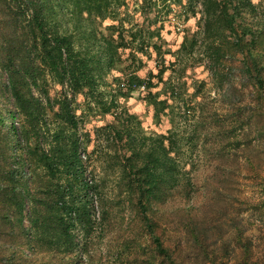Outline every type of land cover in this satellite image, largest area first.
<instances>
[{
  "label": "trees",
  "instance_id": "1",
  "mask_svg": "<svg viewBox=\"0 0 264 264\" xmlns=\"http://www.w3.org/2000/svg\"><path fill=\"white\" fill-rule=\"evenodd\" d=\"M125 2L0 0V73L4 76L0 97L8 96L14 108L6 115L0 109V225L4 227L0 234L18 233L22 239L26 221L35 237H42L50 249L54 247L61 254L52 255L54 261L43 264H74L63 257L72 256L77 247L73 232L90 227L92 203L97 198L92 190L96 192L101 184L83 179L86 164L96 154L99 159V154L117 142L123 143L121 148L128 154L107 153L102 162L115 161L119 197L136 207L158 255L176 264L155 235L156 225L149 216L154 205L166 202L180 183L184 184L183 190H191L192 186L190 172L184 171L176 159L185 140L173 135L175 111L169 102H175V92L164 80L167 67L159 68L147 79L132 71L109 80L122 63L119 50L143 55L144 48H151L159 55L160 31H149L147 36L140 30L130 32L133 45L129 46L120 27L108 28L117 34L116 40L112 35H103L95 25L96 19L114 20ZM185 2L192 7L196 1ZM232 2L201 0L198 29L202 31L203 57L211 66L213 78L222 83L226 57L241 54L240 70L252 81L262 110L264 57L257 50L264 49V22L245 41L249 31L240 26L245 24L237 23L238 10ZM247 7L253 8L249 3ZM237 27L242 28V39L229 41L226 34L235 35ZM154 38L159 44L151 43ZM187 42L184 38L183 50ZM50 85L60 87L54 97ZM158 86H162L160 92L151 93ZM140 89L147 92L145 99L156 121L161 116L170 118L172 129L167 136H144L137 118L122 106L121 100ZM77 97L83 99L85 110L111 117L112 124L96 129L91 138L77 115ZM17 120L19 130L15 129ZM199 127V123L192 125L193 136L186 143L189 149L197 147L194 135Z\"/></svg>",
  "mask_w": 264,
  "mask_h": 264
},
{
  "label": "rangeland",
  "instance_id": "2",
  "mask_svg": "<svg viewBox=\"0 0 264 264\" xmlns=\"http://www.w3.org/2000/svg\"><path fill=\"white\" fill-rule=\"evenodd\" d=\"M195 1L189 7L185 0H126L114 20L96 19L98 30L116 40L117 34L108 28L123 29L129 46L133 45L130 32L140 30L147 36L149 31H160L161 35L159 55L151 48H144L143 55L119 50L122 63L109 75V80L132 71L147 79L150 74H157L159 68L167 67L164 80L175 92V102H169L175 111L173 135L185 140L176 159L185 167L184 171L190 172L192 186L187 191L180 183L166 202L154 205L149 216L156 225L155 235L170 251L174 262L264 264V108H258L252 81L240 70L241 54L226 57L222 83L211 75V66L203 57L202 31L198 29L201 0ZM232 1L238 10L237 23L245 24L240 26L249 31L245 38L249 41L250 33L263 27L264 0ZM248 3L252 9L247 7ZM241 31L237 27L235 35L227 33L228 40L242 39ZM184 38L188 39L186 50L182 48ZM139 39L137 35L136 40ZM151 43L159 44L155 38ZM261 49L257 51L264 57ZM161 87L151 89V93H159ZM59 91L60 87L50 85L52 97ZM146 95L140 89L129 99L121 100L122 106L137 118L144 136H167L172 129L170 118L161 116L156 121ZM76 105L83 131L91 138L96 129L112 124L111 117L85 110L81 97L76 98ZM0 109L5 115L14 111L8 96L0 97ZM15 123L19 130V121ZM198 123L199 130L194 132L197 147L189 149L190 144L186 143L193 136L192 125ZM122 144L109 146L108 151L99 154V159L96 154L86 164L83 179L101 184L96 192L92 190L97 200L92 203L90 227L73 232L77 247L72 256L63 257L65 260H73L74 264H170L155 251L150 230L136 207L119 197L115 161L102 162L107 153L127 155ZM91 148L90 145L88 151ZM88 195L90 200L91 194ZM23 227L22 239L18 233L0 234V264H43L53 262L52 255L60 257L42 237H35L26 221ZM3 229L0 225V231Z\"/></svg>",
  "mask_w": 264,
  "mask_h": 264
}]
</instances>
